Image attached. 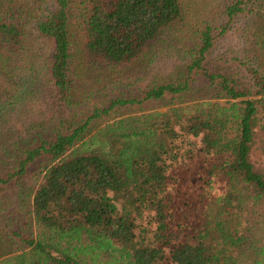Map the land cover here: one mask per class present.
Masks as SVG:
<instances>
[{"label": "trees", "instance_id": "trees-1", "mask_svg": "<svg viewBox=\"0 0 264 264\" xmlns=\"http://www.w3.org/2000/svg\"><path fill=\"white\" fill-rule=\"evenodd\" d=\"M53 2L35 31L52 46L48 77L58 110L70 93L71 26L82 58L115 70L163 38L183 35L188 25L182 0H84L77 8ZM263 2L235 0L218 24L200 27L183 81L117 97L84 119L60 115L49 131L40 125L2 142L0 196L36 161L46 166L31 199L32 232L11 229L22 251L1 256L0 264H264V244L251 237L258 225L264 228V173L251 161L256 132L264 155V75L248 51L251 42L264 53V22L257 36L249 28ZM7 15L0 11L4 90L11 57L26 48V32ZM233 34L238 42L219 59V43ZM22 81L10 96L18 109L38 85L33 73ZM196 83L214 100L111 117L94 133L88 129L116 107L181 96ZM3 111L0 122L9 123Z\"/></svg>", "mask_w": 264, "mask_h": 264}, {"label": "rangeland", "instance_id": "rangeland-1", "mask_svg": "<svg viewBox=\"0 0 264 264\" xmlns=\"http://www.w3.org/2000/svg\"><path fill=\"white\" fill-rule=\"evenodd\" d=\"M69 1L72 8H77L79 2L84 0ZM182 1L188 9V25L183 35L163 38L148 48L138 60L121 69L101 70L88 64L82 58L75 28L71 26L69 29L71 43L70 93L68 104L67 102L62 103V105L67 106L62 107L60 104L58 110L56 107L58 99L48 77L52 46L48 41L40 38L35 31L36 24L44 20L50 11H53V0H0V11L10 14L7 15L8 18L17 22L26 32V42L24 44L26 48L20 51L18 57H11L8 75L3 78L1 83L7 87V90L0 88V108L2 111L4 110L3 115H11V118L9 123L6 119L4 123L0 122V145L2 142L11 143L12 138H19L21 135L24 137L27 130L36 126L42 125L44 131H49L59 120L60 115L66 118L78 116L84 119L91 115L94 108L106 109L110 102L117 97L134 98L140 96L144 90L157 84L183 81L186 78L190 52L197 42L196 34L198 30L205 24H218L224 8L235 0ZM74 12L76 13V10ZM244 20L241 17L239 24H243ZM263 22L264 2L261 4L260 13L255 19V23L249 27L256 36L259 33L261 34L259 26ZM229 36L234 37L233 40L228 41L226 44H223L222 40L219 43L218 51L214 54L219 59H222L221 55L225 54L223 51L228 48V45L230 47L235 46L238 42L236 34ZM259 49L260 47L249 42L250 64L256 66L264 75V53L258 51ZM252 56L258 57V59H253ZM215 60L217 59L215 58ZM243 62L247 64L246 61ZM31 64H34L33 70L30 67ZM235 65L237 64L235 63ZM31 73L34 74L35 81L38 80L37 90L34 86V94L28 96L29 100L23 101L26 103L25 108L18 109L21 105L15 99H10V96L15 95L16 90H19V86L23 82L22 80H26ZM214 98L213 93L196 86V88H192V91L181 96L170 95L158 102L116 107L109 113L110 117H108L109 114L102 116L101 119L93 121L88 129L90 133H94L97 127L105 125L107 119L111 117L114 119L120 116L145 113L148 110L164 112L173 106L204 102L214 100ZM4 103L10 104L4 106ZM13 108L18 110L13 111ZM2 139L5 140L2 141ZM23 140L25 139L23 138ZM254 144L251 161L261 168L264 173V155L261 154L259 149L260 144H263V139L259 132H256ZM45 166L46 163L43 160L36 161L28 168L22 179L8 186L4 195L0 196V257L8 254L17 255L22 251V246L11 239L9 234L11 229H16L24 234H31L32 232L31 199L40 183ZM248 220L254 227L255 217H249ZM248 220L244 217L245 223L243 224L242 219V225L248 226ZM256 233V236L252 235L251 237L260 246L264 244L263 226L258 225Z\"/></svg>", "mask_w": 264, "mask_h": 264}]
</instances>
